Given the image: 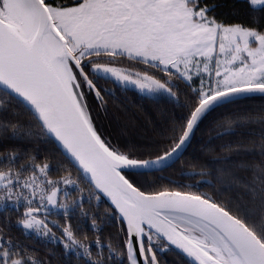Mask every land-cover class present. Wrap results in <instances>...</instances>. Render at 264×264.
Wrapping results in <instances>:
<instances>
[{"label":"snow or ice","instance_id":"obj_1","mask_svg":"<svg viewBox=\"0 0 264 264\" xmlns=\"http://www.w3.org/2000/svg\"><path fill=\"white\" fill-rule=\"evenodd\" d=\"M0 264H264V0H0Z\"/></svg>","mask_w":264,"mask_h":264},{"label":"trees","instance_id":"obj_2","mask_svg":"<svg viewBox=\"0 0 264 264\" xmlns=\"http://www.w3.org/2000/svg\"><path fill=\"white\" fill-rule=\"evenodd\" d=\"M229 2H231V0H229ZM132 91H134V90H132ZM132 91L129 92V95H130V96L132 95ZM136 100L139 101L140 98H139V97H136ZM252 103L255 104V105H259V104H260V101H259V100H256V101H254V102H252ZM169 259H170V260H171V259H174V257H172L171 255H169Z\"/></svg>","mask_w":264,"mask_h":264}]
</instances>
